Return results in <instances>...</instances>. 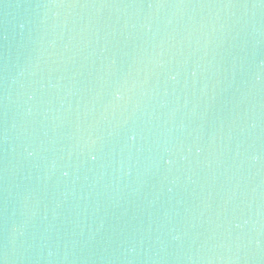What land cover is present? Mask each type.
<instances>
[{
  "label": "water",
  "instance_id": "water-1",
  "mask_svg": "<svg viewBox=\"0 0 264 264\" xmlns=\"http://www.w3.org/2000/svg\"><path fill=\"white\" fill-rule=\"evenodd\" d=\"M0 264H264V0H0Z\"/></svg>",
  "mask_w": 264,
  "mask_h": 264
}]
</instances>
